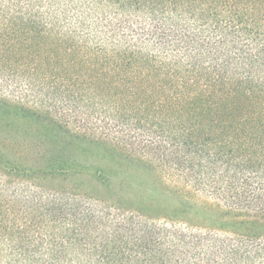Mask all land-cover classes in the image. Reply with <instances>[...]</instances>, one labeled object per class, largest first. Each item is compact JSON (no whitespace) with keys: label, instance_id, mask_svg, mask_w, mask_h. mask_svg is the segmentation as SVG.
Here are the masks:
<instances>
[{"label":"trees","instance_id":"obj_1","mask_svg":"<svg viewBox=\"0 0 264 264\" xmlns=\"http://www.w3.org/2000/svg\"><path fill=\"white\" fill-rule=\"evenodd\" d=\"M0 264H264V0H0Z\"/></svg>","mask_w":264,"mask_h":264},{"label":"rangeland","instance_id":"obj_2","mask_svg":"<svg viewBox=\"0 0 264 264\" xmlns=\"http://www.w3.org/2000/svg\"><path fill=\"white\" fill-rule=\"evenodd\" d=\"M20 123H22V122H20ZM8 135H11V133H7Z\"/></svg>","mask_w":264,"mask_h":264}]
</instances>
